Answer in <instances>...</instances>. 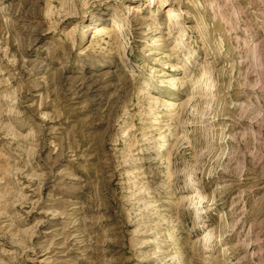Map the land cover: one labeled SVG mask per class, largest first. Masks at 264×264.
I'll use <instances>...</instances> for the list:
<instances>
[{"label":"rangeland","instance_id":"rangeland-1","mask_svg":"<svg viewBox=\"0 0 264 264\" xmlns=\"http://www.w3.org/2000/svg\"><path fill=\"white\" fill-rule=\"evenodd\" d=\"M0 264H264V0H0Z\"/></svg>","mask_w":264,"mask_h":264},{"label":"bare ground","instance_id":"bare-ground-1","mask_svg":"<svg viewBox=\"0 0 264 264\" xmlns=\"http://www.w3.org/2000/svg\"><path fill=\"white\" fill-rule=\"evenodd\" d=\"M171 14L173 15V17L175 16L174 14V11L171 12ZM121 26H119L120 28ZM104 30V28H97L96 32L95 33H101L102 31ZM113 31H116V30H110V32H113ZM121 32V30H119ZM208 69H211V67H209ZM212 70H209V72H211ZM188 114V113H187Z\"/></svg>","mask_w":264,"mask_h":264}]
</instances>
